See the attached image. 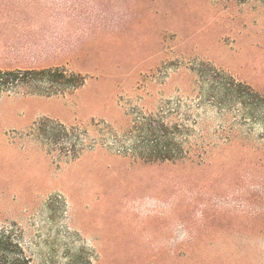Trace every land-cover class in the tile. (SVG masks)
I'll return each instance as SVG.
<instances>
[{
    "label": "rangeland",
    "instance_id": "1",
    "mask_svg": "<svg viewBox=\"0 0 264 264\" xmlns=\"http://www.w3.org/2000/svg\"><path fill=\"white\" fill-rule=\"evenodd\" d=\"M50 66L83 84L0 94L34 264H264V0H0V70ZM146 121L189 157L131 154Z\"/></svg>",
    "mask_w": 264,
    "mask_h": 264
},
{
    "label": "trees",
    "instance_id": "2",
    "mask_svg": "<svg viewBox=\"0 0 264 264\" xmlns=\"http://www.w3.org/2000/svg\"><path fill=\"white\" fill-rule=\"evenodd\" d=\"M83 82L80 74H68L59 66L0 70V94L25 86L40 92L43 90L48 96L63 95L77 89ZM241 102L246 105L243 99ZM260 103L264 106V100H259ZM139 129L144 135L136 139L130 152L143 161L177 162L189 157L168 124L146 121L141 123ZM21 239L14 224L0 226V264H34L25 252Z\"/></svg>",
    "mask_w": 264,
    "mask_h": 264
},
{
    "label": "crops",
    "instance_id": "3",
    "mask_svg": "<svg viewBox=\"0 0 264 264\" xmlns=\"http://www.w3.org/2000/svg\"><path fill=\"white\" fill-rule=\"evenodd\" d=\"M32 0H17V4H25V3H30Z\"/></svg>",
    "mask_w": 264,
    "mask_h": 264
}]
</instances>
